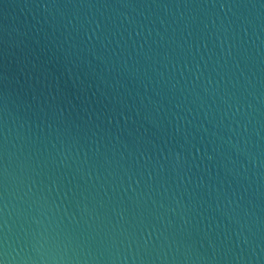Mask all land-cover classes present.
<instances>
[{"label": "water", "instance_id": "water-1", "mask_svg": "<svg viewBox=\"0 0 264 264\" xmlns=\"http://www.w3.org/2000/svg\"><path fill=\"white\" fill-rule=\"evenodd\" d=\"M0 264H264V0H0Z\"/></svg>", "mask_w": 264, "mask_h": 264}]
</instances>
